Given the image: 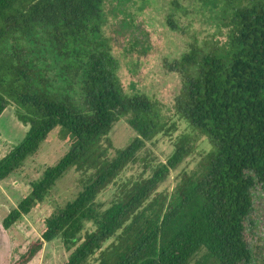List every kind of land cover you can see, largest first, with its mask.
<instances>
[{
    "label": "trees",
    "instance_id": "16d2710c",
    "mask_svg": "<svg viewBox=\"0 0 264 264\" xmlns=\"http://www.w3.org/2000/svg\"><path fill=\"white\" fill-rule=\"evenodd\" d=\"M212 30L168 63L180 86L173 113L142 92H126L103 34L104 0H0V117L8 105L28 128L0 156V182L17 174L49 133L67 144L2 220L30 216L71 169L78 190L44 215L39 236L12 264H27L45 242L62 240L59 264H241L251 258L244 230L254 176L264 181V0H188ZM172 5L174 7H172ZM165 16L178 31L171 1ZM132 40V39H131ZM145 52L142 39L136 40ZM125 118L135 136L109 138ZM181 123L184 128L173 138ZM172 139L165 161L120 178L145 142ZM171 191L160 183L187 157ZM109 185L107 205L98 195Z\"/></svg>",
    "mask_w": 264,
    "mask_h": 264
},
{
    "label": "rangeland",
    "instance_id": "374dc122",
    "mask_svg": "<svg viewBox=\"0 0 264 264\" xmlns=\"http://www.w3.org/2000/svg\"><path fill=\"white\" fill-rule=\"evenodd\" d=\"M171 1L184 6L181 10H175L180 26L178 31L172 30L165 20L166 14L174 7H170ZM103 8L107 19L103 34L109 40L111 54L117 60V73L125 91L147 94L158 103L165 117L171 116L180 78L168 71L167 65L187 52L191 44L200 46L208 38L212 27L206 23V16L196 10L198 5H189L188 0H104ZM138 39H142L145 52H139ZM27 128L16 118L14 106L8 105L0 117V156L22 140ZM183 128L184 124L181 123L172 138ZM133 136L135 132L126 119L121 118L114 123L109 138L113 147H124ZM171 142V138L163 135L145 142L138 160L128 164L120 178L137 175L143 170L146 174L150 173L152 166L165 161L173 147ZM66 149L67 144L59 138L58 129H54L17 174L0 182V264H12L29 241L39 236L38 226L44 215L63 205L78 190L77 174L71 169L30 216H24L9 229L2 226V220L11 206L29 192L30 183L40 177L46 165L55 164ZM197 158L198 153H195L171 169L160 183L159 190L171 191L179 181V173L191 169ZM254 182L251 188L252 205L244 230L251 258L241 264H264V181L260 182L254 176ZM112 191L113 186L109 185L97 199L107 205ZM67 255L62 240L55 238L45 242L40 253L27 264H59Z\"/></svg>",
    "mask_w": 264,
    "mask_h": 264
}]
</instances>
